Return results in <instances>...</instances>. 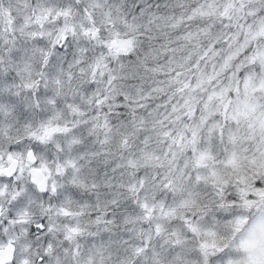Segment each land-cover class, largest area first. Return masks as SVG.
Listing matches in <instances>:
<instances>
[{"label":"snow or ice","instance_id":"6c2138e0","mask_svg":"<svg viewBox=\"0 0 264 264\" xmlns=\"http://www.w3.org/2000/svg\"><path fill=\"white\" fill-rule=\"evenodd\" d=\"M0 264H264V0H0Z\"/></svg>","mask_w":264,"mask_h":264}]
</instances>
